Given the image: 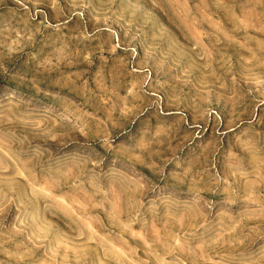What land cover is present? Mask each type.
<instances>
[{
  "label": "rangeland",
  "instance_id": "obj_1",
  "mask_svg": "<svg viewBox=\"0 0 264 264\" xmlns=\"http://www.w3.org/2000/svg\"><path fill=\"white\" fill-rule=\"evenodd\" d=\"M0 264H264V0H0Z\"/></svg>",
  "mask_w": 264,
  "mask_h": 264
}]
</instances>
